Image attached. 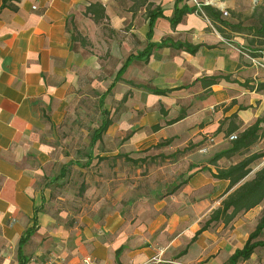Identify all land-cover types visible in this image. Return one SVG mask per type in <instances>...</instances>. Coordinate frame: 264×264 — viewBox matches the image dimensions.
<instances>
[{
  "label": "crops",
  "instance_id": "1",
  "mask_svg": "<svg viewBox=\"0 0 264 264\" xmlns=\"http://www.w3.org/2000/svg\"><path fill=\"white\" fill-rule=\"evenodd\" d=\"M96 1L104 6L106 16L101 21L84 13L86 6ZM150 1L159 5L162 13L155 18L148 37L145 9L142 6L133 14L128 10L131 0H6L5 6H1L0 0V264H84L86 257L94 258L98 264H117L118 247L124 249L117 256L120 264H141L147 258L157 262L161 257L163 251L158 252L156 247L139 249L135 243L131 248L126 247L130 242L125 211L122 207L114 208L113 197L98 202L97 205H102L96 212L100 221L84 215L78 230L72 232V227L59 221L58 216L62 214L48 207L50 190L43 187L44 170L53 163L56 154L49 134L70 109L74 89L85 82L86 73L95 80L89 87H100L113 97L115 82L120 80L125 85L121 99L126 106L143 107L145 114L130 123L131 120L122 119L120 126L128 125L133 130L142 126V122L149 126L159 123L160 128L156 130L148 127L151 144L162 137H172L175 141L188 135L191 130L182 132L181 129L197 120L202 105L229 101V85L238 78L230 76V80L221 79L209 86L198 79L203 75L242 72L245 58L231 45L227 28L223 27L222 33L208 17L196 11L183 13L172 26L170 17L174 7H194L193 3L190 0ZM233 2L223 0L227 10ZM221 17L224 16L221 14ZM164 38L198 47L190 52L167 43L154 46L146 60L138 57L148 40L160 42ZM127 57L129 61L117 76ZM136 78L141 80L140 86L133 84L141 83ZM153 88L166 91L158 94ZM179 103L193 104V109L168 123L179 115L180 112L175 113ZM257 113L246 111L238 117L243 123ZM190 114L193 118L189 123L174 129V124L185 122ZM104 116L111 118V123L96 139L104 144L96 146L100 147V153L114 158V118L107 112ZM140 121L142 124H138ZM133 133L136 138L143 135L138 130ZM159 149L176 151L178 146L170 144ZM199 163L192 160L189 165L197 168ZM113 171L114 167L108 182L114 181ZM200 172L192 175L183 188L186 195L193 193L196 197L190 207L196 216L212 205L215 180L224 186L228 184L226 179L212 177L213 181H205L207 188H202L194 183ZM166 203V197L149 200V211L153 210L149 212L150 230L156 231L168 214L170 230L180 225V213L175 209L169 213ZM194 227L192 224L190 231ZM27 230L29 233L22 241ZM191 238L186 246L191 242L197 244ZM190 248L198 249L195 245Z\"/></svg>",
  "mask_w": 264,
  "mask_h": 264
},
{
  "label": "rangeland",
  "instance_id": "2",
  "mask_svg": "<svg viewBox=\"0 0 264 264\" xmlns=\"http://www.w3.org/2000/svg\"><path fill=\"white\" fill-rule=\"evenodd\" d=\"M260 16H264V0H234L232 7L231 5L228 7V14L223 17L230 23L239 25L237 30L226 27V31L231 38V45L238 50L241 57L245 58L242 72L239 74L230 72L231 78L243 80L248 77L253 81H264L262 57L256 55L261 51L264 52V39L254 35L252 31V26L258 22ZM104 73L110 75L106 70ZM84 80L83 84H79L74 89L75 93L72 95L74 99L70 109L63 119L56 122L49 134V142L54 145L56 154L53 163H49L44 170L43 187L50 190L48 207L56 214H62L58 216L59 221L65 226L72 227L74 232L80 227L84 215L88 214L90 218H95V221L97 219L100 221L101 218L96 212L102 205H97L98 202L102 198L113 197L114 208L122 207L125 211L124 222L128 226L126 232L130 242L126 247L131 248L135 243V248L142 249L149 246L156 247L158 252L163 251L161 257L157 256L160 257L156 259L157 262L147 258L141 264H220L225 261L229 253L235 247L241 246L248 233L255 227L264 211V199L255 209L249 213L245 211L238 214L228 224L220 221L212 222L204 231L196 235L197 244L191 242L186 247L190 236L226 195V186L215 180L212 205L200 216H196L190 209L196 197L193 193L186 195L183 188L192 175H196L201 170L202 172L195 177L194 183L207 188L205 181L207 179L213 181L211 172L215 171L217 166H227L239 158L238 155L221 157L216 164L209 161L215 152L230 146L231 140L228 136L231 132L228 129L233 123L239 124V128L232 131L235 133L257 117L263 118L264 125V89L250 90L232 82L228 88L229 101L202 105L197 120L191 126L187 125L181 129L182 132L191 130L188 135L178 137L175 141L172 137H162L151 144L148 139L149 128L152 127L145 122L140 121L138 124L143 123V125L133 130L128 125L120 126L122 119L131 120L128 121L130 123L139 120L141 115L145 114L143 107L126 106L121 99L125 85L120 83V80L119 85L115 82L114 97L98 86L96 87L99 89L89 87L95 82L91 75L84 74ZM135 80L141 82L138 78ZM133 84L140 86L142 82ZM179 106L180 108L175 111L177 114L193 109V104L188 106L179 103ZM246 111L248 113L258 111V113L247 117L242 123L238 114ZM106 112L114 118V158L99 152L100 147L96 145L104 143L102 140L100 142L93 140L91 134ZM233 112L236 115H231ZM188 117L185 122L174 124V129L189 123L193 115L190 114ZM210 124L213 125L208 127ZM137 130L143 134L139 138L132 134ZM170 144L177 145L178 149L169 152L159 149L160 146ZM202 146H207L205 152L200 150ZM253 151L264 152V136L259 138L246 153ZM192 160L200 162L197 168L189 165ZM262 165H264V156L250 164L251 171L245 178H250ZM113 167L114 181L108 182ZM208 188L210 189V185ZM173 195L177 197H172ZM161 197L167 198L165 209L169 213L174 209L180 213L178 217L180 225L175 230H170L167 226L170 214L156 231L149 229V221L152 219L149 212L153 211H149V200ZM140 212L145 213L140 215ZM192 224L195 227L190 231ZM258 238L264 239V227ZM192 245L197 246L198 249L192 251L190 248ZM185 247L186 252L182 253ZM218 256L221 259H218ZM121 264L127 263L121 262ZM237 264H264V245L258 246L249 258L240 260Z\"/></svg>",
  "mask_w": 264,
  "mask_h": 264
},
{
  "label": "trees",
  "instance_id": "3",
  "mask_svg": "<svg viewBox=\"0 0 264 264\" xmlns=\"http://www.w3.org/2000/svg\"><path fill=\"white\" fill-rule=\"evenodd\" d=\"M6 5V0H2L1 6ZM144 7V16L148 18L149 28L147 31V36H151L152 27L155 18L162 13V9L159 5H154L150 0H131V4L128 7V10H131L134 14L140 7ZM204 14L208 17L220 30L224 32L223 27L230 28L232 30H237L235 23H230L228 20H225L221 17V12L218 8H215L212 5L206 4L202 6ZM188 11H195V7H187L185 5L174 7V13L170 17L171 25L174 26L176 22L179 21L182 14ZM85 14H89L95 21H101L105 16L104 6L100 2H92L86 6L84 11ZM197 13L200 14L199 11ZM252 31L254 35H257L264 39V16H260L258 22L252 26ZM252 41V40H250ZM171 44L176 47H184L190 52H195L197 49V44H189L184 42H173L168 41L167 38L162 39L160 42L147 41V44L143 49L138 52V57L147 59L152 48L154 46H161L165 44ZM256 54L262 57L264 64V52H259ZM129 58L127 57L123 65L117 72V76H120L121 72L124 70ZM202 84L211 85L213 83L219 82L221 79L230 80L229 73H218L212 75H203L198 78ZM239 84L249 88L250 90H261L264 89V81H253L252 78H246L243 81L234 80ZM253 81L251 84L250 82ZM154 93L162 94L165 93V89L153 88ZM231 115H236L233 112ZM183 116V112H180L177 118L168 120V123L175 121ZM263 118L257 117L252 123L247 125L241 130H238L236 133V138L231 140L230 146L221 149L214 153V155L209 159L211 163L216 164V161L221 157H231L233 155H238L239 158L229 163L227 166H217L215 171H212L211 174L213 177L218 179L228 180L226 186V195L221 199L220 204L213 208L209 213L208 217L205 219L203 224L195 231L191 240L195 239L196 235L205 230L212 222H222L223 224H228L231 222L238 214L249 210L250 208L256 206L264 199V165L257 169L250 178H245L248 173L251 171L250 164L264 156V152L249 151V148L262 136H264V125L262 124ZM111 123V118L104 116L101 123L94 129V134L92 139L96 140L101 136V133L107 128ZM152 129L156 130L160 128L159 123L151 125ZM239 124L233 123L232 126L228 129L229 132L237 130ZM166 142V141H164ZM161 144V142H159ZM156 144V145H160ZM264 227V211L261 213L255 227L248 233L247 238L244 243L234 249V251L228 256V258L223 261L221 264H237L240 260H245L251 256L258 246L264 245V239L258 238L262 229ZM29 230L24 234L23 239L28 235ZM187 247V246H186ZM186 247L181 251L182 253L186 252ZM121 251V247H118L115 250L117 264H120L117 256Z\"/></svg>",
  "mask_w": 264,
  "mask_h": 264
},
{
  "label": "built area",
  "instance_id": "4",
  "mask_svg": "<svg viewBox=\"0 0 264 264\" xmlns=\"http://www.w3.org/2000/svg\"><path fill=\"white\" fill-rule=\"evenodd\" d=\"M190 1L193 3V5L195 7V11L196 12L199 11L200 14L204 17H206V15L204 14L202 6L206 5V4H209V5H212L216 8H218L221 11V14L223 16L228 14V10L223 4V0H190ZM236 136H237V134L235 132H231L228 137L230 140H232V139L236 138ZM200 150L205 152L207 150V146L200 147ZM83 261H84V264H98L94 258H90V257L84 258Z\"/></svg>",
  "mask_w": 264,
  "mask_h": 264
}]
</instances>
